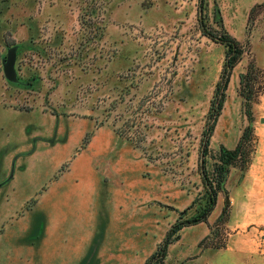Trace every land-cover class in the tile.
Instances as JSON below:
<instances>
[{
	"label": "rangeland",
	"instance_id": "1",
	"mask_svg": "<svg viewBox=\"0 0 264 264\" xmlns=\"http://www.w3.org/2000/svg\"><path fill=\"white\" fill-rule=\"evenodd\" d=\"M198 2L0 0V107L22 113L0 108V175L9 159L7 171L19 176L12 194L10 186L3 188L0 204L9 195L16 202L8 205L21 207L0 221V264H144L173 226L202 213L207 199L200 175L203 133L226 49L201 34ZM206 15L214 31L223 25L243 51L210 138L206 169L212 177L221 150H233L249 125L243 90L251 97L246 102L251 151L244 164L238 158L227 166L207 222L181 229L165 263L264 264V226L229 223L231 203L240 206L249 196L247 173L254 180L250 185L264 182V176L254 177L264 170V0H207ZM10 51L15 52L14 82L4 71ZM249 67L250 83L243 89L240 79ZM55 120L67 127L48 126V144L74 123L84 127L70 161L56 175L95 142L98 174L109 169L104 167L109 156L125 157L131 163L125 180L116 165V176L81 208L48 203L35 209L52 182L45 177L54 170L56 155L29 156L41 147L35 132L43 138L48 132L41 123ZM57 154L64 156L62 149ZM29 171L45 178L42 190L26 187ZM75 181L70 177L67 183L75 186ZM23 221L29 232H13ZM51 224L54 231L47 232Z\"/></svg>",
	"mask_w": 264,
	"mask_h": 264
},
{
	"label": "crops",
	"instance_id": "2",
	"mask_svg": "<svg viewBox=\"0 0 264 264\" xmlns=\"http://www.w3.org/2000/svg\"><path fill=\"white\" fill-rule=\"evenodd\" d=\"M1 111L5 112V114L8 113L14 116L22 114L19 111L11 112L9 110L8 111L4 110L3 108H1ZM56 123L58 124L61 123L60 124L61 130H62V126L66 125L67 127V123L57 120L46 121V122L44 121L41 124L43 125V127H47L48 130L49 129L48 126L53 125L52 127H54ZM69 128H70V132H68L67 129L65 128L66 131L64 133V136L60 138L59 141L56 140L55 144L54 142L48 144L50 143L51 140L49 138L50 137L49 130L46 136H44V138L40 134V132L38 131L35 132L34 140L35 142H39V144L41 145L40 147L41 151L37 150L35 151V153L33 152V154L29 156V158H37L38 155L40 156L42 155V152H44L45 154H49V153L51 155L54 154V156L56 155V157L54 158L55 162L52 164V167H55L53 170L54 172L51 171V173L45 177L46 180L49 179V181L52 180V182L44 192L41 193L40 191L44 187L42 184L45 183L46 181L45 178L40 176H34L36 175V173L31 171L26 173L27 177L29 178L28 185L26 187L28 189L33 188L30 191L35 190V192L41 189L39 191L41 194L38 192L40 195L36 201V206L34 207L35 209L38 208L39 206L48 208V203L55 204V205H51V208L54 207L56 209L59 208L61 209L64 207V205H66V208L79 209L82 207V202L83 203L86 202L85 200L87 197H92L95 194V192L97 191V187L100 191L102 187L101 184L104 183L105 185H107L108 183L107 178H109L110 176L114 178L116 176L115 174L116 165L118 166V169H120L121 171L120 173H118V177H122L124 180H125L126 165L128 166L129 169H131L130 159H126L125 157H119V159L114 161V159L112 160V157L109 156L107 159L104 160L105 162H107L106 166L104 167H107L109 169L103 174V176L99 175L100 173L98 174L97 171L98 167L95 164L96 162H98V153H94L97 144L95 145V142L93 141L94 143H92L87 148L86 151L80 153L79 155H76V157L71 161V164L69 166L70 169L68 171H63L60 175H56L59 169L62 168L63 164L67 160L71 159V155L73 154L74 150L78 147L79 144L78 142L81 141L80 137H82L84 133L83 125L79 124L78 122L74 123L73 125H70ZM98 144L100 146L101 144L102 146H104L105 142L102 141L101 144L100 143ZM61 149L63 150L62 155L64 156L59 157L57 153L58 151L60 152ZM258 163H259V158L256 157L255 160L253 161L252 166L255 167L256 164ZM8 166H9V159H7V167L5 168V173H3V175H0V195L3 194L2 191L3 188H5V186H10V190H8V194L9 195L12 194L14 187H16L17 184L19 183L18 181L19 176L15 174L13 171H10V169L9 171H7ZM29 168L31 169V167ZM109 172L111 174H108ZM260 173L261 176H258L257 173H255L256 175H254V177L262 178L264 176V170L263 172ZM251 174L249 175V173H247V175L244 178L245 181H247L248 183L247 184L248 194H249L248 198L243 199L242 200L243 204L240 206L237 205L234 206V201L230 205L231 212L229 214V223L232 225L264 226V182L262 183L261 186L255 184L250 185V183L254 181L250 177ZM70 177L76 178L75 182L77 183V185L74 186L67 183ZM44 185L46 186V184ZM248 185H250V187ZM103 192L106 193L107 191H103ZM253 193L261 194L259 195L261 197L260 198L259 197L257 198L256 196L254 197ZM9 195H6L4 199L5 201H2L4 203L0 204L1 206L0 210L1 211L5 210L4 212H2L0 216L1 217L0 221L15 215L16 212L14 213L13 212L14 210L21 209V207L18 206H16L15 208V204L13 203H11V205H8V203H10V200L15 201L14 199L9 198ZM56 195H58V201L52 202L54 196ZM85 195L87 196L85 197ZM28 201L29 199L26 198L22 202V204H26ZM0 202H1V197H0ZM10 207L11 208L14 207L15 209L11 210ZM7 209L8 211H6ZM16 225H17V229L12 228L13 232L16 233L29 232L28 227L30 224L28 223V221L26 222L23 221L22 223H19V225L18 224ZM46 231L47 232L54 231L53 225L51 224V226L47 228Z\"/></svg>",
	"mask_w": 264,
	"mask_h": 264
},
{
	"label": "trees",
	"instance_id": "3",
	"mask_svg": "<svg viewBox=\"0 0 264 264\" xmlns=\"http://www.w3.org/2000/svg\"><path fill=\"white\" fill-rule=\"evenodd\" d=\"M206 7L207 0H199L197 6V20L199 23V28L201 34L211 41L215 43H219L223 45L226 49L224 63L221 69V73L219 76V80L216 83V87L214 90V96L211 100V104L208 110V115L206 119V127L203 133L204 136V144L200 154V175L202 178V183L206 189L207 199L205 201V205L203 207L202 213L195 216L190 221L178 223L173 226L170 232L167 234L163 244L158 247V249L152 253L149 258L145 261L144 264H166L165 258L167 255V248L169 244L174 239V236L185 226L188 225H198L200 223H206L208 217L212 213L217 203L218 193L224 188V184L227 180L228 176V165H231L233 160L240 158L241 162H247V157H249L251 151V123H252V115L250 110V105L246 102L251 100V97L248 93H245L244 90L241 92V96L245 101V114L248 118V127L244 130L241 135V138L233 150L222 149L219 157L220 164L215 167L213 171V179L208 173L206 169V158L209 154L208 147L211 135L214 131L217 120L221 114V111L225 102V91L228 87L230 76L232 70L240 61L243 51L241 46L236 42L234 38H232L224 29L223 25L219 24V30L214 31L209 25L207 21L206 15ZM252 67H249L245 74L241 76L240 84L245 89L249 86L251 75L250 70ZM250 92V91H249ZM252 92V91H251ZM250 92V93H251ZM247 164V163H245ZM244 165H242L243 167ZM61 171H64L62 169ZM223 221H225V217H222ZM221 218V219H222Z\"/></svg>",
	"mask_w": 264,
	"mask_h": 264
},
{
	"label": "water",
	"instance_id": "4",
	"mask_svg": "<svg viewBox=\"0 0 264 264\" xmlns=\"http://www.w3.org/2000/svg\"><path fill=\"white\" fill-rule=\"evenodd\" d=\"M14 64H15V52L10 51L7 56V60L4 66V71L6 78L11 82H14L16 80Z\"/></svg>",
	"mask_w": 264,
	"mask_h": 264
}]
</instances>
